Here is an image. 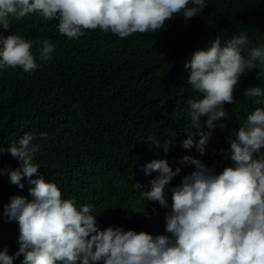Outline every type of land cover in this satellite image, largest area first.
<instances>
[{
	"label": "trees",
	"instance_id": "1",
	"mask_svg": "<svg viewBox=\"0 0 264 264\" xmlns=\"http://www.w3.org/2000/svg\"><path fill=\"white\" fill-rule=\"evenodd\" d=\"M206 7L195 17L174 16L157 33H134L119 38L99 28L84 30V35L69 39L59 33L58 21H47L33 14L20 21L11 19L4 35L25 40L47 39L54 45L52 59L41 61L35 43L31 49L39 67L26 73L21 67L0 69V168L15 169L19 162L7 152L26 132L38 139L39 151L34 163L40 174L61 190L63 198H75L79 208L90 204L97 212L101 230L110 225L124 230L170 235L165 231V213L170 211L171 188L181 183L194 165L178 164L190 155L214 168L216 173L233 162L229 141L256 107V98L244 96L249 86L264 90V63L242 75L234 89L236 102L225 103L228 119L225 129L216 127L204 155L184 149L181 142L194 133L188 115V98H201L188 83L190 69L184 67L192 53L210 46L219 36L221 43L246 33L249 47L264 48V0H205ZM191 6V5H190ZM246 54V53H245ZM202 116L201 129L207 131ZM158 138L163 147L150 149L147 137ZM198 140V135H193ZM220 150H223L221 153ZM264 151V149H262ZM152 159H165L180 173L165 187L168 207L140 200L139 182L150 189L157 173L145 175L143 165ZM20 189L10 183L7 171L0 174V250L14 256L13 264H22L15 256L19 228L9 221L3 207L13 195L28 194L29 184ZM136 211V212H133Z\"/></svg>",
	"mask_w": 264,
	"mask_h": 264
},
{
	"label": "clouds",
	"instance_id": "2",
	"mask_svg": "<svg viewBox=\"0 0 264 264\" xmlns=\"http://www.w3.org/2000/svg\"><path fill=\"white\" fill-rule=\"evenodd\" d=\"M205 7V0H0V69L19 66L26 73L35 71L39 65L31 51L34 43L41 61L51 60L54 52L47 39L41 44L39 39L5 36L10 18L20 21L38 14L47 21L57 20L59 33L69 39L97 28L123 39L134 33H157L174 16L182 14L187 20ZM250 43L246 33L223 43L217 36L185 62L190 69L187 83L202 97L186 102L195 131L181 142L182 148L204 155L214 128L227 127L221 122L228 119L224 105L236 102L233 92L240 77L257 68V61L264 63V48L249 47ZM244 96L264 104L261 87H247ZM202 116L207 131L201 129ZM38 139L46 140L47 133L26 132L8 145L7 152L19 166L0 168V174L7 171L10 183L20 189L25 179L30 185V199L13 195L3 207L7 219L18 224L19 247L14 255H23L22 264H264V107L251 111L234 137L228 138L231 166L216 173L194 156L180 157L178 164L194 165V170L170 190V211L164 217L170 235L153 236L115 225L101 230L92 205L77 208L74 197L63 198L56 184L40 174L34 163ZM144 143L167 152L171 141L162 145L149 136ZM4 151L0 145V154ZM180 171L165 159H152L143 165L146 176L157 173L150 189L144 190L139 182L133 187L142 190L143 204L153 201L167 208L165 187ZM13 260L6 248L0 250V264Z\"/></svg>",
	"mask_w": 264,
	"mask_h": 264
}]
</instances>
